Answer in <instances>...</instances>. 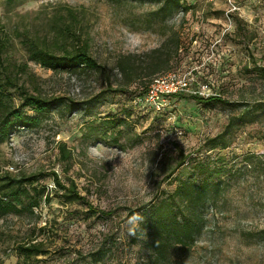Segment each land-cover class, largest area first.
Instances as JSON below:
<instances>
[{
    "label": "rangeland",
    "instance_id": "374dc122",
    "mask_svg": "<svg viewBox=\"0 0 264 264\" xmlns=\"http://www.w3.org/2000/svg\"><path fill=\"white\" fill-rule=\"evenodd\" d=\"M176 1L0 0L4 63L26 64L43 97L58 98L38 125L0 142V176H35L44 189L38 207L0 217V264H158L140 221L184 179L204 180L191 165L205 159L218 171L208 179L221 183L216 212L207 206L200 233L159 264H264V0ZM67 10L98 71L53 72L28 60L23 36L53 41L71 23ZM119 56L136 70L122 72ZM172 70L192 72L207 87L202 97L224 102L187 96L133 111L140 89ZM118 118L126 128L109 124ZM52 172L72 180L93 211L63 198ZM40 241L44 255L16 249Z\"/></svg>",
    "mask_w": 264,
    "mask_h": 264
},
{
    "label": "trees",
    "instance_id": "16d2710c",
    "mask_svg": "<svg viewBox=\"0 0 264 264\" xmlns=\"http://www.w3.org/2000/svg\"><path fill=\"white\" fill-rule=\"evenodd\" d=\"M172 2L177 4L176 0ZM66 15L71 23L63 22L58 27L57 37L53 41L29 35L23 36L21 43L26 50L28 60L53 72L98 71L100 66L91 56L88 43L80 40L81 37L76 36L75 30L73 31L74 13L67 10ZM8 45V35L0 36V142L7 137L11 129H30L38 125L58 101L56 97H43L35 80L28 76L26 64L4 63L3 55ZM178 48L177 44L175 50ZM127 59L128 56H119L116 64L122 72L131 73L136 69L129 66ZM261 71L264 73V69ZM24 76L31 90L25 85L26 81H20ZM147 86L141 88L132 100L135 101L136 97L143 94ZM115 92L124 93L125 91L119 89ZM187 96L178 95L175 98ZM188 98L197 104L224 102L219 94L206 98L191 95ZM132 109L136 112L149 111L146 107L139 108V106H132ZM109 124L126 128L127 121L118 118ZM214 139V141L221 142L223 137L217 136ZM65 145L60 142L58 148L63 159L67 161L70 153L65 149ZM205 160L191 165L192 172L205 173L204 180L197 183L190 178L184 179L172 193L152 205L146 218L140 221L142 223L140 227L147 231L149 251L155 263L164 262L169 256L171 247L176 245L186 247L200 233L201 223L205 217L204 209L207 206L212 211V215L216 212L217 204L214 200L220 196L221 183L217 181L218 179H208V177L215 176L218 171L208 169ZM51 178L54 188L61 192L63 198L82 201L89 210L93 211L91 204L80 195L72 180H69V184L66 185L54 172L51 173ZM36 182L35 176L23 174L11 176L7 172L0 176V217L6 214H21L31 211L33 207H38L41 197L44 196V189L35 186ZM45 200L49 201L48 195L45 196ZM27 201L30 202L26 203ZM16 249L20 255L25 257L46 254L42 241L17 245Z\"/></svg>",
    "mask_w": 264,
    "mask_h": 264
},
{
    "label": "built area",
    "instance_id": "2783aa9c",
    "mask_svg": "<svg viewBox=\"0 0 264 264\" xmlns=\"http://www.w3.org/2000/svg\"><path fill=\"white\" fill-rule=\"evenodd\" d=\"M191 73H183L179 70H172L162 75L155 76L145 92L136 97L133 104L144 106L152 111H160L165 103L175 99L178 95H203L205 85H199L192 81Z\"/></svg>",
    "mask_w": 264,
    "mask_h": 264
}]
</instances>
